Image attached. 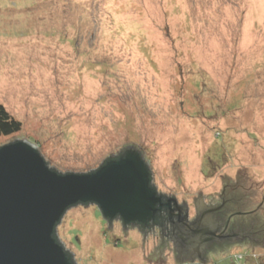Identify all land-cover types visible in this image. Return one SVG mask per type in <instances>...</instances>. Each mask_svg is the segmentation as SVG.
<instances>
[{
    "label": "rangeland",
    "instance_id": "1",
    "mask_svg": "<svg viewBox=\"0 0 264 264\" xmlns=\"http://www.w3.org/2000/svg\"><path fill=\"white\" fill-rule=\"evenodd\" d=\"M0 103L21 123L0 148L26 141L61 174L94 171L132 144L189 219L199 192L221 204L222 180L238 173L258 204L264 0H0ZM59 224L75 264H176L172 241L156 249L158 230L143 242L120 223L107 231L96 205ZM208 258L178 264H264V250L234 244Z\"/></svg>",
    "mask_w": 264,
    "mask_h": 264
},
{
    "label": "water",
    "instance_id": "2",
    "mask_svg": "<svg viewBox=\"0 0 264 264\" xmlns=\"http://www.w3.org/2000/svg\"><path fill=\"white\" fill-rule=\"evenodd\" d=\"M119 152L123 154L120 159L108 161L99 168L105 160L102 161L95 172L58 174L40 156L36 146L18 140L3 145L0 148V264H72L66 256L65 247L53 234L66 211L76 205H96L106 221L120 218L125 224H122L124 234L128 229H125L126 225L146 224L150 221L157 211L156 206L170 209L169 201L163 203L151 188L152 174L140 149L130 144ZM92 172L94 173L90 174ZM240 177L238 173L234 183H230L227 178L222 180L223 188L221 195H218L220 202L227 198H232L231 203L237 201L238 208L234 210L232 218L246 215L251 220L261 219L257 208L264 210V205L260 206L264 197L258 204H251L248 189L239 186ZM198 196L197 199L194 198L195 207L197 205L200 209L203 206L210 209L218 206H205L200 192ZM171 198L175 200L172 195ZM185 203L182 202L183 205ZM108 223L107 231L111 229V223ZM180 225L183 229V225ZM146 234L143 235L142 242ZM159 235L161 244L156 249L161 254L166 245L168 247L166 241H172L176 264L198 259L194 251L188 256L182 254L184 252L179 250V243H175L172 233L162 235L160 232ZM257 246L264 250V239L260 244L249 245L251 250ZM223 250L226 251L227 248ZM162 259L161 255L158 260ZM206 262H209L208 255L198 259V263Z\"/></svg>",
    "mask_w": 264,
    "mask_h": 264
},
{
    "label": "flooded vegetation",
    "instance_id": "3",
    "mask_svg": "<svg viewBox=\"0 0 264 264\" xmlns=\"http://www.w3.org/2000/svg\"><path fill=\"white\" fill-rule=\"evenodd\" d=\"M142 158L144 160L143 155ZM151 178L153 185V176ZM154 187L156 188L155 185ZM158 194L165 197L166 202L169 201L170 209L162 208L165 210L161 209L157 218L153 216L146 224L130 223V225L125 226V229L136 230L141 234L154 230H158L162 235H165L166 232L172 233L175 243H179V250L184 252L182 254L188 256L194 251L200 260L212 251L223 250L231 245L234 246V244L257 245L263 242L264 224L261 223L260 219L251 220L242 216L231 217L234 214V211L232 212L229 208L232 198L222 200L216 208L208 209L209 207L203 208V206L200 209V206L196 205V215L193 219H189L186 205L175 203L176 200L166 197L160 192ZM237 217L239 218L235 220ZM158 218L159 220H156ZM107 221L125 225L120 218ZM180 223L187 232L181 229Z\"/></svg>",
    "mask_w": 264,
    "mask_h": 264
},
{
    "label": "trees",
    "instance_id": "4",
    "mask_svg": "<svg viewBox=\"0 0 264 264\" xmlns=\"http://www.w3.org/2000/svg\"><path fill=\"white\" fill-rule=\"evenodd\" d=\"M21 130V123L20 122H18L12 115H10V113L6 110V108H5V106L3 105V104H1L0 103V138H2V137H10V136H12L13 134H15V133H18L19 131ZM121 156H123V154H118L116 157H114V158H107V159H105V161L101 164V166L99 167V168H101V167H103V166H105V163H107L108 161H111V160H114V161H116V160H118V159H120L121 158ZM51 168V167H50ZM99 168H97L96 170H94V172L95 171H97ZM54 170V169H53ZM56 171V170H55ZM57 172V171H56ZM94 172H92V173H90V174H93ZM58 174L60 173V172H57ZM61 174V173H60ZM150 186H151V188L155 191V193H156V196L158 197V198H161L162 199V202L164 203V202H166V198L165 197H162L161 195H159L158 194V192L156 191V188L154 187V185H152V178H151V180H150ZM238 203H237V201L235 200V201H233V203H230L229 204V208L232 210V212L235 210V209H237L238 207L236 206ZM86 205H92V204H85V205H76V206H86ZM258 207V206H257ZM156 208H157V211L153 214V216H155L156 218L159 216V212L161 211V209L162 208H160L159 206H156ZM163 211L165 210V209H162ZM255 210H257V209H255ZM68 211V210H67ZM241 211V210H240ZM167 213H168V211H167ZM166 213V214H167ZM255 213V212H254ZM240 217L242 216V217H246V215L244 216V215H239ZM247 218V217H246ZM258 219V218H257ZM156 220H159V218L158 219H156ZM260 221H261V223L263 222L261 219H260ZM149 222V221H148ZM59 225H57V227H58ZM53 236H54V238L57 240L58 239V241H59V238H58V236H56V233H54L53 234ZM60 242V241H59ZM65 252H66V256H67V258H69L70 259V262L72 263V264H75V261H74V259L72 258V255L70 254V252L69 251H67L66 249H65ZM237 260V259H236ZM238 261H240L239 259H238ZM242 262V261H241ZM244 262V261H243ZM242 262V263H243ZM245 264H247V263H245Z\"/></svg>",
    "mask_w": 264,
    "mask_h": 264
},
{
    "label": "clouds",
    "instance_id": "5",
    "mask_svg": "<svg viewBox=\"0 0 264 264\" xmlns=\"http://www.w3.org/2000/svg\"><path fill=\"white\" fill-rule=\"evenodd\" d=\"M93 205V204H92Z\"/></svg>",
    "mask_w": 264,
    "mask_h": 264
}]
</instances>
